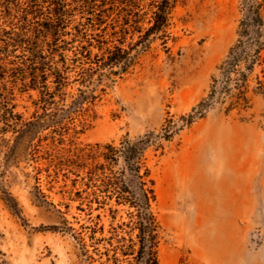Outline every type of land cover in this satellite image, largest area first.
Listing matches in <instances>:
<instances>
[{
    "label": "rangeland",
    "instance_id": "rangeland-1",
    "mask_svg": "<svg viewBox=\"0 0 264 264\" xmlns=\"http://www.w3.org/2000/svg\"><path fill=\"white\" fill-rule=\"evenodd\" d=\"M150 3L96 7L91 13L102 18L82 7L72 11L60 41L69 49L68 85L56 104L44 108L38 90L7 77L15 113L24 121L46 114L55 128L31 145L0 133V264H84L71 230L86 223L74 195L83 173L67 160L80 149L119 147L151 132L167 137L160 140L163 150L146 155L159 264H264V99L254 92L261 68L242 88L247 104L227 112L229 102L217 95L205 108L224 84L220 68L231 50L252 55L255 42H264V29L241 25L256 3H263L264 18V0H171L164 26L156 24ZM78 33L90 42L92 62L104 59L103 43L121 42L132 64L125 72L107 66L84 84L83 70L71 63ZM230 87L238 93L234 81ZM95 258L94 264H112Z\"/></svg>",
    "mask_w": 264,
    "mask_h": 264
},
{
    "label": "trees",
    "instance_id": "trees-1",
    "mask_svg": "<svg viewBox=\"0 0 264 264\" xmlns=\"http://www.w3.org/2000/svg\"><path fill=\"white\" fill-rule=\"evenodd\" d=\"M140 1L100 0L96 5L94 0H0V117L3 120L0 133L12 132L17 134V143L27 141L31 145L42 131L55 128L50 121L44 120L46 114L36 117L35 121H24L15 113L8 102L13 90L7 88V79L12 78L15 85L22 82L24 88L38 90V103L44 108L56 104L57 97L63 100L69 68L64 52L69 49L61 46L60 41L75 8L82 7L91 16L102 18L103 15L91 12L107 5L134 9ZM256 4L254 12L245 14L241 25L261 30L264 29L263 3ZM149 6L156 24L164 26L172 9L171 0H151ZM101 20L97 21L101 24ZM78 34L82 40L72 49L71 63L74 68L83 70L84 84L107 66L125 72L132 64L121 42L111 47L103 43L98 48L106 51L104 59L92 62L90 42ZM248 53L245 49L238 52L237 47L231 50L220 68L224 84L219 91H212L205 103L206 109L219 100L217 95L223 98V103L229 102L227 112L241 101L247 104L242 88H246L248 77L256 66L261 68L263 76H257L254 92L264 99V42L256 41L253 54ZM241 64L245 65L244 69H237ZM233 74L238 75L236 79L231 78ZM232 81L238 90L236 94L230 87ZM84 99L78 97L72 106L81 104ZM202 113L203 110L199 112ZM161 139L167 140V137L151 132L125 140L119 147L96 144L78 150L74 159L67 160L83 173L77 175L74 195L79 203L77 210L85 215L86 223L81 225V231L71 230L84 264H94L96 256L112 264H159L160 225L154 210V180L146 155L150 148L163 150Z\"/></svg>",
    "mask_w": 264,
    "mask_h": 264
}]
</instances>
